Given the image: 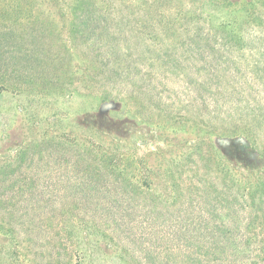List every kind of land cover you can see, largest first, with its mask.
I'll return each mask as SVG.
<instances>
[{"label":"trees","instance_id":"1","mask_svg":"<svg viewBox=\"0 0 264 264\" xmlns=\"http://www.w3.org/2000/svg\"><path fill=\"white\" fill-rule=\"evenodd\" d=\"M71 1V68H61L64 82L40 92L53 100L83 90L116 97L114 111L163 140L138 155V141L115 133L119 123L108 130L72 125V135L28 137L16 143L12 159L7 155L15 171L38 162L35 155L51 141L72 152L67 164L86 176L77 189L92 210L70 225L74 264L97 247H109L118 264H264V0H201L198 6L185 0ZM137 3L143 18L133 13L109 21L115 5ZM175 74L185 81L183 91L173 92L181 106L171 100L157 106V118L144 114L148 99L161 98V78ZM49 108V123L59 122L57 107ZM92 114L107 116L85 113ZM205 148L217 175L210 185L197 182L198 203L184 198L186 187L175 176L195 157L204 158ZM171 206L179 217H167ZM0 264H10L1 248Z\"/></svg>","mask_w":264,"mask_h":264},{"label":"rangeland","instance_id":"2","mask_svg":"<svg viewBox=\"0 0 264 264\" xmlns=\"http://www.w3.org/2000/svg\"><path fill=\"white\" fill-rule=\"evenodd\" d=\"M200 1L185 0L194 6ZM72 7L71 0H0V165L6 163L0 169V248L7 253L10 264H74L70 252V225L75 217L86 219L92 212L85 194L77 189V181L86 176L67 164L71 151L58 148L51 141L42 147L41 155H35L38 162L24 163L12 171L17 165L16 162L7 165V155L10 159L14 157L16 143H27L28 137L38 140L45 132L56 135L65 131L72 135V125L108 130L119 123L120 128H115V133L124 141H138L135 151L138 155L163 145V140L155 137L143 123L135 124L125 113L114 111L120 106L116 97L101 99L97 91L83 90L82 96H69L65 92L64 96L53 100L52 94L45 96L40 92L43 87L53 88L64 82L61 68H71L75 23ZM98 8L108 13L103 5ZM110 11L113 14L109 21L133 13V19L144 17L140 14L144 10H139L138 3L133 8L115 5ZM194 76L197 74H190L196 79ZM161 82L162 86H158L159 91L164 88L161 98L148 99L150 95L146 98V105L151 108L143 113L150 117H158L157 106L164 102H179L173 92L183 91L185 85L182 77L176 74L161 78ZM108 100L115 101L117 107L101 113L107 114L105 119H97L94 113L92 117L85 115L87 111L100 114V103ZM51 104L59 110L55 115L59 122L55 124H50ZM203 152L204 158L195 157L196 161L186 163L185 169L179 168L175 176L178 184L186 187L184 198L195 199L198 203L203 198L200 199L202 190L197 189V182L209 184L217 175L215 159L208 149ZM166 210L170 211L166 213L169 218L180 215L173 206ZM156 214L157 211L151 215L155 217ZM161 224V219H156V228ZM124 244L129 247V242ZM133 253L139 254L136 250ZM91 262L119 263L109 247L95 248L82 264Z\"/></svg>","mask_w":264,"mask_h":264},{"label":"water","instance_id":"3","mask_svg":"<svg viewBox=\"0 0 264 264\" xmlns=\"http://www.w3.org/2000/svg\"><path fill=\"white\" fill-rule=\"evenodd\" d=\"M116 107H117V103L113 100L103 101L99 105L98 112L101 114V113H104L110 109H114Z\"/></svg>","mask_w":264,"mask_h":264}]
</instances>
